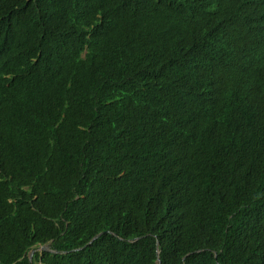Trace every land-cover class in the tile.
Listing matches in <instances>:
<instances>
[{
	"label": "trees",
	"instance_id": "obj_1",
	"mask_svg": "<svg viewBox=\"0 0 264 264\" xmlns=\"http://www.w3.org/2000/svg\"><path fill=\"white\" fill-rule=\"evenodd\" d=\"M0 264H264V0H0Z\"/></svg>",
	"mask_w": 264,
	"mask_h": 264
},
{
	"label": "water",
	"instance_id": "obj_2",
	"mask_svg": "<svg viewBox=\"0 0 264 264\" xmlns=\"http://www.w3.org/2000/svg\"><path fill=\"white\" fill-rule=\"evenodd\" d=\"M98 235V233H96V234H94L92 237H91V239L93 238V237H95V236H97ZM90 239V240H91ZM48 247V244H42V245H36V246H33V247H31L30 249H29V251H28V261L30 262V258H31V253H32V251L33 250H35V249H37V248H47Z\"/></svg>",
	"mask_w": 264,
	"mask_h": 264
}]
</instances>
